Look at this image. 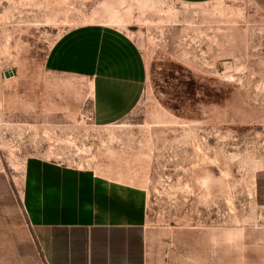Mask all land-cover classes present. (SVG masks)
Returning <instances> with one entry per match:
<instances>
[{
    "label": "rangeland",
    "instance_id": "1",
    "mask_svg": "<svg viewBox=\"0 0 264 264\" xmlns=\"http://www.w3.org/2000/svg\"><path fill=\"white\" fill-rule=\"evenodd\" d=\"M103 1L0 0V227L136 223L145 264H238L227 233L264 230V0L130 4L117 28L143 57L144 89L96 127L88 82L44 63L63 32L105 25L91 20Z\"/></svg>",
    "mask_w": 264,
    "mask_h": 264
},
{
    "label": "crops",
    "instance_id": "2",
    "mask_svg": "<svg viewBox=\"0 0 264 264\" xmlns=\"http://www.w3.org/2000/svg\"><path fill=\"white\" fill-rule=\"evenodd\" d=\"M127 1L137 10V0ZM221 1L231 6L229 0H152L156 5L164 2L190 6H219ZM125 8L121 6L118 10L122 12ZM122 30L103 24L69 29L54 41L45 58L44 66L49 73L88 82L90 117L96 127L111 126L126 117L136 107L144 89L147 72L143 57ZM257 177H264V171ZM256 197L264 207L263 183L258 188L256 185ZM4 226L5 232L0 227V246L5 247H0V255L4 251L6 258L0 256V264L146 263V238L140 224L76 220L29 222L25 228L14 221ZM242 243L238 264H264V230Z\"/></svg>",
    "mask_w": 264,
    "mask_h": 264
},
{
    "label": "bare ground",
    "instance_id": "3",
    "mask_svg": "<svg viewBox=\"0 0 264 264\" xmlns=\"http://www.w3.org/2000/svg\"><path fill=\"white\" fill-rule=\"evenodd\" d=\"M121 6H126L125 10L122 12L118 10V7H121ZM136 6L138 8V11L143 14L147 10L153 9L154 7H156V4L153 3L152 0L151 1L150 0H137ZM131 11H132V8L127 0H105L104 2L100 4L98 8L92 11L91 20L103 21L106 26L108 25V26L117 28V27L123 26L128 21ZM174 19H175V15L173 13H170V15L167 16L166 21H171ZM220 237H222V240H223V235H221ZM226 242L229 244H233L237 252L239 253L241 242H242L241 233L237 231L228 232L226 235ZM238 253H236V255Z\"/></svg>",
    "mask_w": 264,
    "mask_h": 264
}]
</instances>
